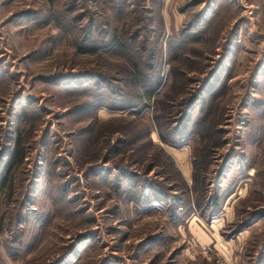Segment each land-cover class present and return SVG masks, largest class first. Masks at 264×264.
Listing matches in <instances>:
<instances>
[{
	"label": "rangeland",
	"instance_id": "obj_1",
	"mask_svg": "<svg viewBox=\"0 0 264 264\" xmlns=\"http://www.w3.org/2000/svg\"><path fill=\"white\" fill-rule=\"evenodd\" d=\"M0 264H264V0H0Z\"/></svg>",
	"mask_w": 264,
	"mask_h": 264
},
{
	"label": "trees",
	"instance_id": "obj_2",
	"mask_svg": "<svg viewBox=\"0 0 264 264\" xmlns=\"http://www.w3.org/2000/svg\"><path fill=\"white\" fill-rule=\"evenodd\" d=\"M81 52H90L91 49L86 48V49H79ZM133 77H137V74L134 73ZM158 85V82L153 83V85H150L148 88L145 89L144 95L149 96L154 88H156ZM204 117L202 116L201 119ZM205 126V125H204ZM158 137L162 140L165 141L162 137V135L158 132L157 133ZM199 151V152H198ZM197 151V154L194 153L192 154V159H191V185L190 188L193 192L201 193L202 192V182H203V176H200V172L205 169V165L207 162V154H208V149L206 147L199 148ZM16 150V154H17ZM198 157V158H197ZM197 206V205H196Z\"/></svg>",
	"mask_w": 264,
	"mask_h": 264
},
{
	"label": "built area",
	"instance_id": "obj_3",
	"mask_svg": "<svg viewBox=\"0 0 264 264\" xmlns=\"http://www.w3.org/2000/svg\"><path fill=\"white\" fill-rule=\"evenodd\" d=\"M218 244L221 246V248H224V246L221 243H218Z\"/></svg>",
	"mask_w": 264,
	"mask_h": 264
}]
</instances>
